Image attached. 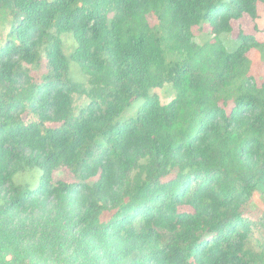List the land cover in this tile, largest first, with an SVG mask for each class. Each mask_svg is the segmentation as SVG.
Wrapping results in <instances>:
<instances>
[{
    "label": "trees",
    "instance_id": "trees-1",
    "mask_svg": "<svg viewBox=\"0 0 264 264\" xmlns=\"http://www.w3.org/2000/svg\"><path fill=\"white\" fill-rule=\"evenodd\" d=\"M262 5L0 0V264H264V214L245 208L264 194V78L249 58L264 52ZM204 22L235 49L196 44ZM63 33L88 87L68 75ZM60 168L74 180H54Z\"/></svg>",
    "mask_w": 264,
    "mask_h": 264
},
{
    "label": "rangeland",
    "instance_id": "rangeland-1",
    "mask_svg": "<svg viewBox=\"0 0 264 264\" xmlns=\"http://www.w3.org/2000/svg\"><path fill=\"white\" fill-rule=\"evenodd\" d=\"M260 15L256 19V24L258 28L261 30L259 32H255L257 37L260 40H263L264 42V32H262L264 28V6L260 8ZM149 21L152 25L157 23V19L154 15H149ZM243 22V28L245 31H254L253 30V23L251 21L242 20ZM237 25V24H236ZM192 33L194 36V40L196 44H202L203 42H211L214 40L215 35L221 40L223 46L228 50L232 51L235 49V46L237 44V41L232 37L230 33L222 32L219 34H215L213 31V27L210 26L207 22L201 23L200 25L194 26L192 28ZM62 39V47H63V53L67 57L69 62V71L68 75L69 77L77 82L83 85L84 87H88L89 78L88 76L82 71L81 67L71 60L70 55L73 49L76 47L77 43L74 39V37L70 33H63L60 35ZM250 58V71H252L259 79L264 78V52L259 51L258 49L252 50V52L249 54ZM39 63H36L34 65H30L29 69L34 77L35 80L39 81L42 76L46 73L45 68V58H42ZM153 91L158 95L159 101L162 104L168 103L175 95V90L171 83H165L161 87L154 88ZM87 101V98L85 95H73V109L74 111H77L79 107L84 104ZM135 110V108H134ZM133 111H129L127 115H131ZM39 171L36 169H32L27 171L26 173L21 174L18 176L19 179L23 178L26 181L29 182H35L37 178L39 177ZM54 180H64V181H73L74 178L70 171L66 168H60L57 169L54 172ZM246 214L255 217V215L258 214H264V194L260 192H255L251 199L246 204Z\"/></svg>",
    "mask_w": 264,
    "mask_h": 264
}]
</instances>
